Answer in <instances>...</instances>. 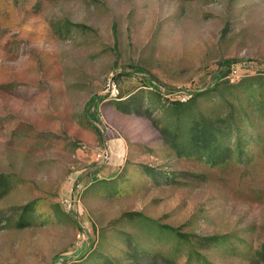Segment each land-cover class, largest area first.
I'll return each mask as SVG.
<instances>
[{"label": "rangeland", "instance_id": "obj_1", "mask_svg": "<svg viewBox=\"0 0 264 264\" xmlns=\"http://www.w3.org/2000/svg\"><path fill=\"white\" fill-rule=\"evenodd\" d=\"M0 264H264V0H0Z\"/></svg>", "mask_w": 264, "mask_h": 264}, {"label": "built area", "instance_id": "obj_2", "mask_svg": "<svg viewBox=\"0 0 264 264\" xmlns=\"http://www.w3.org/2000/svg\"><path fill=\"white\" fill-rule=\"evenodd\" d=\"M98 154H99V157H102L103 161H105V162L110 159V153L107 149L100 151ZM78 199H79V197L76 193L71 194V196H69L67 199H65V205L70 210L75 206L76 202L79 201Z\"/></svg>", "mask_w": 264, "mask_h": 264}]
</instances>
